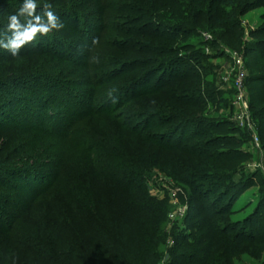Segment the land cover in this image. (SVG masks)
I'll return each mask as SVG.
<instances>
[{
    "label": "trees",
    "instance_id": "trees-1",
    "mask_svg": "<svg viewBox=\"0 0 264 264\" xmlns=\"http://www.w3.org/2000/svg\"><path fill=\"white\" fill-rule=\"evenodd\" d=\"M263 3L264 0H120L118 3L111 0H84L81 3L80 9L87 7L88 15L100 17L101 29L109 33L111 40L108 38L104 40L100 35L98 46L101 50L87 65L77 64L80 67L74 71V75L76 76L79 71L78 78L82 75L87 76L89 73L87 68L100 70V73H104L106 69H111L112 72H109L111 77L106 81H100L98 76L96 77L97 74H93L86 82L91 89L94 87V93H99L100 106L92 107L86 116L82 111L76 110V115L84 117L73 119L71 126L54 134L60 139L63 148L60 157H64L60 160L59 167L61 165L62 172L58 173V177L71 178V171L69 173L68 169L70 170L72 164L82 168L83 173L77 178L78 185L75 183L64 188V183L58 184L40 196L50 198L56 193L67 194L69 200L66 198L36 200L30 212L36 215L31 241L35 243V240H39L38 235L42 231L45 236L40 240H44V244L33 248L31 253L33 257L41 259L45 264H64V261L68 263L69 256L75 253L86 256L91 251L90 257L95 264H159L155 244H159L160 236L165 234L164 226L167 223L168 209L158 199L151 197L147 191L146 180L154 169L168 175L192 194L195 200L191 198V203L199 204L201 207L199 216L196 217H201L205 213L204 218L196 225L198 229H202L197 244L206 243L208 246L206 249L198 250L204 256L202 260L204 264H228L226 256L242 249L246 239L241 232L232 234L229 227L224 224L223 219L230 215L231 211L222 204L231 190L235 191L231 196L234 203L237 197L254 186L253 179L250 178H244L239 183L235 182L241 160L247 157L241 150L248 135L242 136V131L232 128V123L226 118L205 116L209 115L207 109L210 104L217 110L229 108L227 105L222 106L217 103L218 94L214 90V85L204 81V78L211 74L206 72L202 75L196 74L194 79L189 81L190 83H185L186 79H183L167 90L160 88L159 85L160 87L153 90L126 98L124 105L132 106L122 114H118L117 108H113L111 104L119 99L126 89L128 91L130 88H137L149 77L160 75L164 77L161 72L163 64L150 70L133 84H125V86L119 83L115 88L118 95L112 98L110 106L107 103L115 90L109 95L101 87L121 81L124 76L123 71L133 66L128 62L131 55L147 53L157 57L173 56L177 52L174 46L179 35L184 37L199 31H214L221 28L224 33L219 34L220 40H216L214 46L219 47V43H222L233 49H240L243 38L241 23L230 22L224 7L232 8L239 15L244 16ZM55 9L54 11L62 17L64 15L78 17V13L72 8ZM125 12L133 15L131 23H122L120 14ZM15 13L16 11L0 4V30L6 27L8 16ZM163 13L167 14V19L176 21V24L165 25L161 16ZM135 26L138 29L133 28ZM89 29L86 32L91 34L92 28ZM152 29L153 32L149 33L148 31ZM162 29H166L165 31L171 34H166ZM134 36L144 37L147 40L144 43L136 42L132 39ZM251 36L256 40L245 48L246 57L254 55L251 61L253 72L248 76L247 83L251 87L252 110L264 149V26L252 32ZM7 61V55H0V65ZM54 67L60 69L58 64ZM168 86L169 83L165 87ZM8 87L9 85L4 81H0V98H6ZM219 102H224L223 98ZM168 109H173L176 114L169 115L166 114L167 111L166 113L162 111ZM3 111H0L1 116H4ZM86 119L97 122L98 128L87 132L86 137L89 140L84 139L82 142L74 138L80 133L73 128L81 120ZM155 119L176 125L165 133L146 134ZM189 127L208 129L195 130L196 141L189 142L183 134H180ZM170 135H178L179 140L174 143L166 142L172 137ZM42 161V164L46 162ZM30 166L42 168L41 164H30L28 167ZM94 178L99 182L106 181L109 188L115 189L122 198L123 212H118L114 207L107 208L102 200H94L92 188ZM224 188L228 191L220 192L216 199L208 200V193ZM38 195L37 193L36 198ZM97 201L102 211L98 210ZM218 206L220 208L217 209ZM72 213L82 223L83 229H88L85 236L79 235L80 239L78 236L75 237L72 229L70 218ZM49 217L55 221L51 224V228L46 221ZM256 218L257 214L247 223L255 225ZM56 226L59 231L66 234V243L67 241L68 244L70 243L67 253H57L50 245L47 246L48 228L52 230ZM253 237L249 241L259 248L260 259L264 254V229L259 227L258 230H254ZM221 238H225L221 243H228V249L225 251L216 248ZM176 241L179 247L180 239ZM73 249L76 252H73Z\"/></svg>",
    "mask_w": 264,
    "mask_h": 264
},
{
    "label": "rangeland",
    "instance_id": "rangeland-1",
    "mask_svg": "<svg viewBox=\"0 0 264 264\" xmlns=\"http://www.w3.org/2000/svg\"><path fill=\"white\" fill-rule=\"evenodd\" d=\"M111 1L118 3L120 0ZM36 2L38 4L37 14L42 15L43 9L41 7L46 0H36ZM47 2L52 4V11L63 22L64 28L58 32L54 31L49 36H38L33 46L28 44L21 49L19 57H13L9 52L0 49V55L8 56V61L0 65V81L9 85L6 98H0V109L4 110V113L2 112L4 116L0 115V264H45L41 259H36L31 254L33 248L44 244V240H40L45 234L42 231L38 235L39 240H35V243L31 241L33 240L31 233L35 225L33 222L36 215L30 214V212L35 206L36 200H63L65 198L69 200L67 194L56 193L50 198L40 196L58 184L64 183V188L75 185V183L78 185L79 180L77 178L81 177L83 173L82 168L72 164L70 170L68 169L69 173L71 171V178L61 179V176L58 177V173L62 172L61 165L59 167L60 160L64 157H60L63 148L60 145V139L54 134L71 126L73 119L84 117L76 115V110L82 111L83 115L86 116L92 107L100 106L99 93H94V87L91 89L86 85V82L93 74H97L96 77L98 76L100 81H106L111 77L109 72H112L111 69H106L104 73H100V70L87 68L89 72L87 76L82 75L78 78L79 71L76 74L77 77L74 75V71L80 67L77 64L87 65L101 50L98 46L100 35L104 40L105 38L111 40L109 33L101 29V21L98 15H88L87 7L80 9L84 0H47ZM22 3L23 0H0V4L16 12ZM62 7L65 9L72 8L75 13H78V17L72 15L62 17L54 11L55 8L59 10ZM224 8L230 22L241 23L243 38L240 49H233L222 43H219V47L214 46L215 41L220 40V35L224 33L221 28L214 31H199L184 37L179 35L177 44L174 46L177 52L173 56L157 57L147 55V53L131 55L128 62L132 63L133 66L127 67L123 71L124 76L121 81L102 85L101 89L108 92L109 95L115 90L111 100L107 103L110 106L112 98L118 95L115 88L119 83L123 85L133 84L144 77L147 72L163 64L164 67L161 72H163L164 77H160L161 75L149 77L137 88H128V91L126 89L124 94L111 104L114 106L113 108H117L118 114H122L132 106L124 105L126 98L137 96L160 86V88L167 90L169 87L182 82L183 79H186L185 83H190L189 81L194 79L196 74L202 75L205 72L211 74L206 79L204 78V81L214 85V90L218 94L217 103L222 106L227 105L229 108L217 110L210 104L207 109L209 115L205 116L226 118L232 123V128L242 131V136L248 135L241 150L242 154L247 157L241 160L240 171L235 182L239 183L244 178H250L253 179L254 183V186L237 197L235 199L237 201L234 203L231 199L234 190H231L230 195L223 199L222 206L231 211L230 215L223 219L224 224L229 227L232 234L241 232L246 239L241 250L226 256L228 258L227 263L264 264V254L259 259V248L249 241L254 236V230H258L259 227L264 229L263 142L260 139V147L256 146L252 137L253 133L247 128L239 127L233 120L235 117L233 103L237 95L236 81L238 73L241 72L244 75V86L247 92L251 119L256 122L252 110L251 87L247 83L248 76L253 72L251 61L254 55L251 54L246 57L245 48L256 40L251 36V33L264 26V3L244 16L239 15L232 8L227 6ZM166 15V13L161 15L164 18L163 23L175 25L176 21L167 19ZM120 16L123 24L131 23L133 18V15L127 12L120 14ZM90 27L92 28L91 34L86 32ZM133 28L138 29L137 26ZM153 30L148 32L152 33ZM162 30L165 31L166 29ZM165 32L171 34L169 31ZM132 39L142 43L147 40L138 36H134ZM236 55L242 59L241 65L233 60ZM57 64L60 69L54 67ZM103 74L104 76H102ZM168 83L169 86L165 87ZM203 90L205 89L203 88ZM221 98L224 102H219ZM123 105L124 107L119 109ZM162 111L164 113L167 111L166 114L169 115L176 114L173 109ZM86 120H81L73 128L80 133L74 138L82 142L84 139L89 140L86 137L88 136L87 132L98 128L97 122L89 121L90 119ZM167 122L155 119L151 122V127L149 131H146V134L165 133L176 125ZM207 129V127H189L180 134H183L189 142H195V130ZM177 140H179L178 135L169 137L166 142L174 143ZM57 142H59L58 146L56 145ZM42 160L46 162L42 164ZM30 164H41L42 168L28 167ZM29 168L35 170L30 172ZM92 181L94 200H102L106 203L107 208L114 207L118 212H123L122 198L119 197L115 189L109 188L106 181L99 182L95 178ZM146 186L149 195L158 199L168 209L167 223L164 226L165 234L160 236V243L155 244L159 264H204L202 262L204 256L198 250L206 249L208 246L206 243L197 244L202 229H198L196 225L204 218L205 213L201 217H196L199 216L201 207L199 204L191 203L192 194L157 169H154L148 176ZM227 191L226 188L212 191L207 195L208 200L216 199L220 192ZM37 193L39 198H36ZM172 199L179 200L180 204L173 205ZM193 199L195 200V198ZM98 203L97 201V208L102 211L100 203ZM192 205L194 206L192 207ZM173 214L176 216L175 218H172ZM255 214H257L255 225L247 223ZM70 218L75 237L78 236L80 239L79 235L85 236L88 229H83L82 223L78 221L74 213L70 214ZM51 219L53 218L46 219L50 228L51 224L55 222ZM57 226L52 230L48 228L49 238H47V242L49 244L46 242L47 246L50 245L57 253H67L70 249V243L68 244V241L66 243V234L59 231ZM178 238L180 239L178 241L179 247L176 241ZM224 239L221 238L216 244V248H220L222 251L228 249L227 242L221 243ZM90 253L91 251L86 256L75 253V255L69 256L68 263L65 260L64 264H95Z\"/></svg>",
    "mask_w": 264,
    "mask_h": 264
},
{
    "label": "clouds",
    "instance_id": "clouds-1",
    "mask_svg": "<svg viewBox=\"0 0 264 264\" xmlns=\"http://www.w3.org/2000/svg\"><path fill=\"white\" fill-rule=\"evenodd\" d=\"M36 0H23L15 14L8 16L6 27L0 30V49L19 57L21 49L34 44L38 36H49L64 28L63 22L52 11V4L43 3V14H37Z\"/></svg>",
    "mask_w": 264,
    "mask_h": 264
},
{
    "label": "built area",
    "instance_id": "built-area-1",
    "mask_svg": "<svg viewBox=\"0 0 264 264\" xmlns=\"http://www.w3.org/2000/svg\"><path fill=\"white\" fill-rule=\"evenodd\" d=\"M238 57H239L238 55L234 56L233 60H235L236 63H238L239 65H241L242 59ZM236 89H237V95L233 103V107L235 109L234 112L235 117L233 120L235 123H237L239 127L249 129V131L253 133L252 137L255 145L260 147V137L257 131L256 124L254 120L251 119L250 108L247 102V92L244 86V75L241 72H239L237 75ZM171 203L173 205H175L176 203L180 204L179 200L176 201V199H172ZM175 217L176 216L173 214L172 218Z\"/></svg>",
    "mask_w": 264,
    "mask_h": 264
}]
</instances>
